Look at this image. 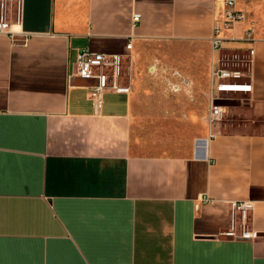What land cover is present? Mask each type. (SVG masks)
Wrapping results in <instances>:
<instances>
[{
  "label": "crops",
  "instance_id": "obj_1",
  "mask_svg": "<svg viewBox=\"0 0 264 264\" xmlns=\"http://www.w3.org/2000/svg\"><path fill=\"white\" fill-rule=\"evenodd\" d=\"M21 1L0 33V264H264V0H237L219 50L224 0ZM87 46L157 51L171 93L142 88L136 57L95 111L96 79L72 75ZM233 62L246 84L211 122L213 70ZM245 199L258 235H223Z\"/></svg>",
  "mask_w": 264,
  "mask_h": 264
},
{
  "label": "built area",
  "instance_id": "obj_2",
  "mask_svg": "<svg viewBox=\"0 0 264 264\" xmlns=\"http://www.w3.org/2000/svg\"><path fill=\"white\" fill-rule=\"evenodd\" d=\"M225 8L222 19L217 20L214 25V33L211 37L212 47L219 50L222 47L223 39L221 31L244 18L243 11L237 7V0H224ZM22 17L21 0H0V33H8L13 36ZM140 13H133V25L140 20ZM253 29H250L248 35H251ZM262 38L264 39V24L262 27ZM127 49L132 48V37L129 38ZM122 53H107L93 50L90 47H84L77 53L76 60L73 64L72 75H78L84 78H94L96 83L90 86L89 98L92 100L95 111L103 105V94L106 90L125 91L127 87L121 81ZM243 75V71L226 66L218 65L213 70L214 87L216 93L212 96L210 111L208 114L209 121H220L224 117V105L217 104L216 101L222 100V93L237 91L245 85L232 83L226 79L238 78ZM206 200H210L206 198ZM230 223L223 235L234 239H249L258 235L252 227L251 212L254 207L252 200H230Z\"/></svg>",
  "mask_w": 264,
  "mask_h": 264
},
{
  "label": "rangeland",
  "instance_id": "obj_3",
  "mask_svg": "<svg viewBox=\"0 0 264 264\" xmlns=\"http://www.w3.org/2000/svg\"><path fill=\"white\" fill-rule=\"evenodd\" d=\"M155 50L151 49H143V51H140V55H134L133 52L130 51L128 55L123 59V65L122 66V74L128 73V70L130 69V65L132 63V60L134 61L136 57H139V64L137 65V77L139 78L140 82L143 84V89L150 90V92H156L157 95L155 97V100L158 101H163L165 97H167L166 94L171 93L169 91L170 86L167 84L166 80L164 77H161L160 75H157L158 71H152L150 70L149 64H151L153 61L151 60L152 58H155L156 55ZM234 57V56H233ZM134 58V59H133ZM235 60L237 58L235 57ZM234 61V60H233ZM135 61L134 64L135 65ZM226 67L233 68V69H239L243 72H245V66L244 65H239L236 62H233L231 65H227ZM151 71V72H150ZM130 72V71H129ZM226 81L232 82V83H238V84H243L247 81V76L243 74L241 77L238 78H231V79H226ZM234 94L235 92H224L222 95H231ZM164 94V96H163ZM177 100V98H176Z\"/></svg>",
  "mask_w": 264,
  "mask_h": 264
},
{
  "label": "water",
  "instance_id": "obj_4",
  "mask_svg": "<svg viewBox=\"0 0 264 264\" xmlns=\"http://www.w3.org/2000/svg\"><path fill=\"white\" fill-rule=\"evenodd\" d=\"M74 82L78 85H89V84H93V83H88V80L87 79H84V78H75L74 79ZM96 82V81H94ZM95 84V83H94ZM217 104H220V105H224L226 106L227 104H231V102H228L227 100H218L216 101Z\"/></svg>",
  "mask_w": 264,
  "mask_h": 264
}]
</instances>
